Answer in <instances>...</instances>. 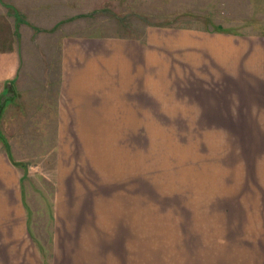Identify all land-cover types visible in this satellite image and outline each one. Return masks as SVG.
I'll list each match as a JSON object with an SVG mask.
<instances>
[{"label":"rangeland","instance_id":"1","mask_svg":"<svg viewBox=\"0 0 264 264\" xmlns=\"http://www.w3.org/2000/svg\"><path fill=\"white\" fill-rule=\"evenodd\" d=\"M42 2L73 23L74 36L107 44L133 40L153 53L146 63L140 55L129 61L130 74L139 79L122 101L127 106L107 107L94 139L67 140L72 152L61 157V170L70 194L102 198L123 235L131 216V242L138 244L258 242L262 235L255 231L264 227V77L243 66L254 53L250 40L212 35L254 36L260 47L264 0ZM184 31L205 33L207 40L199 47L147 45V36L175 39ZM225 43H231L227 49ZM257 66L264 71V56ZM17 94L14 85L0 93L3 106L26 100ZM51 102L38 101L41 117L27 118L23 108L29 123L0 119V152L10 153L22 174L30 228L40 244L51 243L57 195L58 124Z\"/></svg>","mask_w":264,"mask_h":264},{"label":"crops","instance_id":"2","mask_svg":"<svg viewBox=\"0 0 264 264\" xmlns=\"http://www.w3.org/2000/svg\"><path fill=\"white\" fill-rule=\"evenodd\" d=\"M72 30L73 23L64 21L42 0H0V93L14 85L17 95H26V100H11L2 106L0 119L25 118L23 108L27 118L41 117L38 101L51 100L58 124L51 243L40 244L32 234L22 174L10 153L0 152V264H264V227L255 231L262 235L258 242L138 244L131 242V216L130 223H124L123 235L114 214L107 215L101 206L102 198L70 194L71 183L61 170V157L72 152L67 140L94 139L105 123L107 107L127 106L123 102L139 79L130 74L131 57L140 55L146 63L153 54L143 51L137 41L107 44L101 38H79ZM153 37L147 36V45L151 40L160 46L199 47L207 40L205 33L193 31H184L175 39ZM220 37L250 40L246 42L254 53L243 60V66L252 75L264 77L257 66L264 56V42L259 47L253 44L254 36L212 35ZM225 44L227 49L231 43ZM117 71L121 78H115ZM144 78L141 81L147 84Z\"/></svg>","mask_w":264,"mask_h":264},{"label":"water","instance_id":"3","mask_svg":"<svg viewBox=\"0 0 264 264\" xmlns=\"http://www.w3.org/2000/svg\"><path fill=\"white\" fill-rule=\"evenodd\" d=\"M11 88V85H8V87H7V91H9V89ZM8 94H9V92H8ZM2 101H3V99H0V106H1V104H2ZM2 106H3V104H2Z\"/></svg>","mask_w":264,"mask_h":264},{"label":"trees","instance_id":"4","mask_svg":"<svg viewBox=\"0 0 264 264\" xmlns=\"http://www.w3.org/2000/svg\"><path fill=\"white\" fill-rule=\"evenodd\" d=\"M9 154V153H8Z\"/></svg>","mask_w":264,"mask_h":264}]
</instances>
